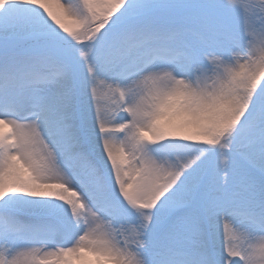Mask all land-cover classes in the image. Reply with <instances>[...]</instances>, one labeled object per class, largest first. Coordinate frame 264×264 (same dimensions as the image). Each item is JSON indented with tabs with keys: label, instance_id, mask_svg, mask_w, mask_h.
I'll return each instance as SVG.
<instances>
[{
	"label": "snow or ice",
	"instance_id": "6c2138e0",
	"mask_svg": "<svg viewBox=\"0 0 264 264\" xmlns=\"http://www.w3.org/2000/svg\"><path fill=\"white\" fill-rule=\"evenodd\" d=\"M0 264H264V0H0Z\"/></svg>",
	"mask_w": 264,
	"mask_h": 264
}]
</instances>
